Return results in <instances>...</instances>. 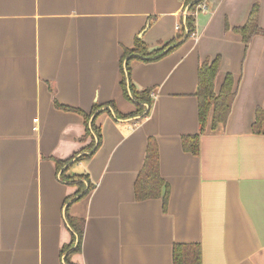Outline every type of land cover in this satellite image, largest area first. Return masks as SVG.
Wrapping results in <instances>:
<instances>
[{
	"label": "crops",
	"instance_id": "0c3cea01",
	"mask_svg": "<svg viewBox=\"0 0 264 264\" xmlns=\"http://www.w3.org/2000/svg\"><path fill=\"white\" fill-rule=\"evenodd\" d=\"M204 3L195 36L129 63L131 83L149 89L151 103L116 119L110 104L135 110L120 85L124 51L136 39L148 52L171 42L184 0H0V264H64L73 237L66 214L83 220L74 264H173L174 244H198L200 264H264V134L251 131L255 110L264 111V0ZM255 6L260 32L245 43L235 30ZM215 58L214 91L230 74L234 97L194 155L182 138L198 133L197 71ZM88 114L99 145L58 171L54 160L89 143ZM148 138L165 206L134 195ZM63 170L85 176L91 191L67 200L77 186Z\"/></svg>",
	"mask_w": 264,
	"mask_h": 264
},
{
	"label": "trees",
	"instance_id": "16d2710c",
	"mask_svg": "<svg viewBox=\"0 0 264 264\" xmlns=\"http://www.w3.org/2000/svg\"><path fill=\"white\" fill-rule=\"evenodd\" d=\"M205 0H184L185 10L188 12L195 11L196 7ZM184 20L180 23V27L174 39L161 46L156 50L150 52L147 51L146 45L140 40L136 39L133 47L130 50H125L122 60L124 62V68H122L121 74V90L123 96L132 101L135 110L128 114H121L116 108L110 104L112 113L116 119H126L137 115H142L144 112V106H150V90H137L130 80L129 63L133 60L141 61H153L166 55L176 48L179 41L184 37L188 39L195 32V19L193 15H185ZM258 9L253 7L250 11L248 20L243 27L235 30L238 33L242 41L247 43L251 36L260 30L257 27ZM264 33V31H262ZM177 44V45H176ZM172 45V46H171ZM169 46V47H168ZM220 61L219 58H215L211 61L205 60L197 71V85H196V97L198 100V133L193 136H185L182 138V146L185 151H188L194 155L199 153V138L201 135L207 132L214 131L218 126L223 125L228 117L231 103L234 97L232 92L233 78L230 74H226L220 85L217 93L214 91L215 77L218 73ZM84 120V132L82 139L89 138L90 141L86 147L80 150L78 153L73 154L65 160H54L57 170L67 164H72L77 161H81L89 158L92 152L100 142L99 129L94 124V119L90 121V114L83 115ZM251 131L254 134H264V111L260 108L255 110L254 122L251 125ZM96 141V142H95ZM87 152V153H84ZM66 170V169H65ZM62 171L60 177L62 180L71 181L77 186L75 193L67 200H70L75 195L82 192L85 193L76 199L85 197L92 189V186L87 183V178L83 175H73L71 177H65ZM86 183V185H85ZM168 188L165 182L161 179L158 170V150L156 142L153 138H148L145 158L142 168L134 183V195L138 200L159 198L162 197L163 205L165 206L167 200ZM66 219L73 232V237L67 245H65L61 253L64 254V264H74L70 262V256L73 253L80 251L81 239L83 235V220L80 218H74L66 214ZM172 261L173 264H200V247L198 244H174L172 248Z\"/></svg>",
	"mask_w": 264,
	"mask_h": 264
},
{
	"label": "built area",
	"instance_id": "2783aa9c",
	"mask_svg": "<svg viewBox=\"0 0 264 264\" xmlns=\"http://www.w3.org/2000/svg\"><path fill=\"white\" fill-rule=\"evenodd\" d=\"M207 10V7H206V4L204 2H202L201 4H199L195 11L193 12H188V11H185L184 15H193V16H196L198 13L200 12H205ZM177 29L180 27V25H177L176 26ZM195 36V34L192 35V37Z\"/></svg>",
	"mask_w": 264,
	"mask_h": 264
},
{
	"label": "water",
	"instance_id": "95a60500",
	"mask_svg": "<svg viewBox=\"0 0 264 264\" xmlns=\"http://www.w3.org/2000/svg\"><path fill=\"white\" fill-rule=\"evenodd\" d=\"M93 119V116L90 118V121ZM64 167H67L66 165ZM86 190L82 191L80 194L76 195L74 199H77L79 197H81L84 193H85Z\"/></svg>",
	"mask_w": 264,
	"mask_h": 264
}]
</instances>
